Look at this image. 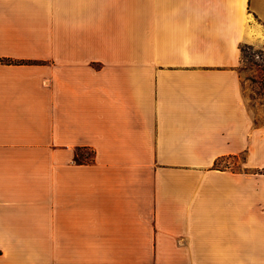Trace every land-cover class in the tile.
I'll use <instances>...</instances> for the list:
<instances>
[{"label":"crops","instance_id":"0c3cea01","mask_svg":"<svg viewBox=\"0 0 264 264\" xmlns=\"http://www.w3.org/2000/svg\"><path fill=\"white\" fill-rule=\"evenodd\" d=\"M258 42L264 0H0V264H264Z\"/></svg>","mask_w":264,"mask_h":264},{"label":"rangeland","instance_id":"374dc122","mask_svg":"<svg viewBox=\"0 0 264 264\" xmlns=\"http://www.w3.org/2000/svg\"><path fill=\"white\" fill-rule=\"evenodd\" d=\"M251 49H244L243 68L245 71V79L249 81L247 88L252 91L250 94V106L254 107L257 104L264 106V42H258L254 46H249ZM258 121L264 124V115L258 117ZM89 160L91 159L90 153ZM79 155H85L84 152H79ZM241 170L246 169L245 157L232 160L231 163L221 162L219 167H229Z\"/></svg>","mask_w":264,"mask_h":264},{"label":"trees","instance_id":"16d2710c","mask_svg":"<svg viewBox=\"0 0 264 264\" xmlns=\"http://www.w3.org/2000/svg\"><path fill=\"white\" fill-rule=\"evenodd\" d=\"M251 49V47H249L248 45H245V46H243L242 47V52H243V56H244V49ZM16 64H24V63H22V62H18V63H16ZM79 162H81V163H88L89 161H91V160H89V158L88 157H84L83 155L81 156V155H79Z\"/></svg>","mask_w":264,"mask_h":264},{"label":"bare ground","instance_id":"6f19581e","mask_svg":"<svg viewBox=\"0 0 264 264\" xmlns=\"http://www.w3.org/2000/svg\"><path fill=\"white\" fill-rule=\"evenodd\" d=\"M239 4V3H238ZM241 5V4H240ZM242 6V5H241ZM242 8V7H241ZM239 14H240V12H239Z\"/></svg>","mask_w":264,"mask_h":264}]
</instances>
